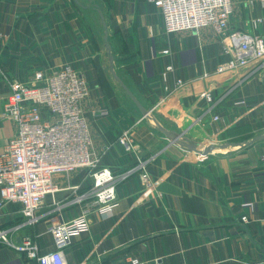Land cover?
Listing matches in <instances>:
<instances>
[{
    "label": "crops",
    "instance_id": "crops-1",
    "mask_svg": "<svg viewBox=\"0 0 264 264\" xmlns=\"http://www.w3.org/2000/svg\"><path fill=\"white\" fill-rule=\"evenodd\" d=\"M94 1L108 24L116 68L145 106L199 139L233 141L264 130V68L216 73L227 56L213 28L167 34L160 9L148 0ZM76 11L74 0H0V153L16 132L3 117L9 80L28 81L36 71L70 65L88 82L82 110L99 166L118 172L136 160L118 142L129 128L142 156L157 158L148 167L154 188L138 176L121 183L115 209L92 214L90 230L72 235L64 249L67 264H125L132 257L149 264H264V141L228 156L169 145L111 79ZM261 15L260 0H232L230 30L264 37V24L255 23ZM168 66L173 71L164 81ZM179 79L184 83L177 87ZM204 91L212 103L199 98ZM211 108L219 121H212ZM236 128L243 130L231 135ZM90 173L55 176L57 191L45 197L34 226L23 223L21 205L5 204L0 225L16 229L13 244L31 235L40 253L53 251L49 227L81 215L82 206L68 202L88 189ZM0 264L38 263L0 242Z\"/></svg>",
    "mask_w": 264,
    "mask_h": 264
},
{
    "label": "built area",
    "instance_id": "built-area-1",
    "mask_svg": "<svg viewBox=\"0 0 264 264\" xmlns=\"http://www.w3.org/2000/svg\"><path fill=\"white\" fill-rule=\"evenodd\" d=\"M157 6L164 19L167 34L184 30L211 27L222 39L227 58L216 69L218 74H227L256 64V71L264 68V37L230 30L232 0H148ZM262 15L255 20L264 24V0H260ZM169 53V50H164ZM173 71L168 66L163 74ZM177 80V87L183 85ZM10 95L5 103L3 117L12 120L16 132L0 153V210L7 203L21 205L24 224L36 225L42 216L38 210L48 194L57 189L54 177L69 174L79 169L90 171L91 185L78 193L69 204L82 206V213L71 221L57 220L49 231L55 249L40 253L36 239L25 235L14 245L13 227L0 225V242L11 244L17 252L38 264H67L64 249L74 233L90 230L91 215H106L118 205L117 188L133 176H138L147 187L154 188L149 165L157 155L142 156L132 129H124L118 142L136 160L118 172L99 166V159L92 152L91 134L82 110V102L89 96V86L84 74L70 65L39 70L28 81L9 80ZM212 103L209 91L199 96ZM211 111V112H210ZM209 113L213 122L221 118ZM143 120V119H141ZM247 222L248 217L242 216ZM125 264H149L136 257Z\"/></svg>",
    "mask_w": 264,
    "mask_h": 264
},
{
    "label": "water",
    "instance_id": "water-1",
    "mask_svg": "<svg viewBox=\"0 0 264 264\" xmlns=\"http://www.w3.org/2000/svg\"><path fill=\"white\" fill-rule=\"evenodd\" d=\"M74 1L80 4L79 0ZM96 10L99 14L104 30V47L108 57V68L113 79L123 88L127 96L131 99L135 106V112H139L141 119H143L146 124L164 136L169 145H174L186 153H194L203 156H228L246 147L252 146L255 143L264 141V130H262L242 141H226L223 143L206 142L187 134L186 130H181L179 126L173 124L169 119L154 112L148 105L145 106L139 97L132 91L126 79H124L118 72L114 51L109 39V29L105 15L101 8L96 7ZM218 149H224L226 151L218 152Z\"/></svg>",
    "mask_w": 264,
    "mask_h": 264
},
{
    "label": "rangeland",
    "instance_id": "rangeland-1",
    "mask_svg": "<svg viewBox=\"0 0 264 264\" xmlns=\"http://www.w3.org/2000/svg\"><path fill=\"white\" fill-rule=\"evenodd\" d=\"M79 2H81L80 4H82V6L81 7L76 6V9H77L76 14L80 16V18L82 20V26L88 32V35H90L92 41L94 42V46L96 47V50H97V46H98V52L100 53V57H101V52H102V58H103L104 66L107 69L108 57H107L106 49L104 47V40H103L104 30H103V27L101 24L99 14L96 10V7L100 8L101 5L97 1L92 2L90 0H79ZM93 4H95V5H93ZM114 40H115V38L112 41H114ZM116 41L118 42V38H116ZM113 49H114V46H113ZM117 65H118V68L120 70V63L117 62ZM108 74L111 75L109 70H108ZM111 79H113V78H111ZM132 109L135 110L134 104H132ZM137 114H139V112H137ZM200 139H203L206 142L223 143L222 141L217 142L218 141L217 139H214L216 141H212L213 138L211 139L210 137H208V138L207 137H204V138L200 137ZM217 151H220V149H218ZM211 156H213V155H211Z\"/></svg>",
    "mask_w": 264,
    "mask_h": 264
},
{
    "label": "trees",
    "instance_id": "trees-1",
    "mask_svg": "<svg viewBox=\"0 0 264 264\" xmlns=\"http://www.w3.org/2000/svg\"><path fill=\"white\" fill-rule=\"evenodd\" d=\"M75 2V1H74ZM95 2V1H94ZM75 4V6H82V4H78V3H74ZM110 39V38H109ZM112 46V45H111ZM243 130V128H236V129H234V131H231V135H233V134H236V133H240L241 131ZM246 130V129H245ZM252 136V134H248V135H246V136H239V137H236L233 141H242V140H245V139H247V138H249V137H251Z\"/></svg>",
    "mask_w": 264,
    "mask_h": 264
}]
</instances>
